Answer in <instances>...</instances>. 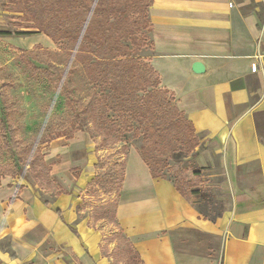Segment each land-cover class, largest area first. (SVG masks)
<instances>
[{
    "label": "crops",
    "instance_id": "obj_1",
    "mask_svg": "<svg viewBox=\"0 0 264 264\" xmlns=\"http://www.w3.org/2000/svg\"><path fill=\"white\" fill-rule=\"evenodd\" d=\"M147 16L145 62L199 143L216 144L233 204L205 219L131 147L115 220L144 264H264V0H151ZM31 42L54 44L45 34ZM49 142L60 160L52 180L67 193L44 204L27 180L0 176V264H113L102 231L78 210L99 149L82 130Z\"/></svg>",
    "mask_w": 264,
    "mask_h": 264
},
{
    "label": "trees",
    "instance_id": "obj_2",
    "mask_svg": "<svg viewBox=\"0 0 264 264\" xmlns=\"http://www.w3.org/2000/svg\"><path fill=\"white\" fill-rule=\"evenodd\" d=\"M17 1L25 5L15 10L21 13L19 18L22 22L18 26L41 32L59 46L66 45L69 52L79 56L89 81L101 83L107 88V92L89 101L90 109H84L94 118L101 119L98 127L102 136L96 150L108 147L109 141L106 139L117 142L125 132L132 130L134 135L141 136L137 150L152 177L170 181L186 200L202 195L203 188L198 185L200 176L197 170L193 171L192 180L183 177L185 167L175 168L169 164V161L175 162L181 156L191 154L199 145L198 135L191 122L172 104L173 98L168 95V91L158 87L156 72L137 55L140 48L150 44L145 41V37L151 28L147 16L151 0H94L92 3L90 0ZM92 8L98 9L100 13L94 24L85 15ZM139 30L141 34L137 36ZM44 72L56 76L57 80L62 76V69L53 63H49ZM107 109L118 115V124L113 117L110 119L104 116ZM97 119L94 121L97 122ZM132 122L137 125L134 127ZM84 124H87L86 120ZM76 130L86 131L90 138H95L89 128L77 126L70 133L56 132L49 141L61 136L68 137ZM43 157L39 150L31 152L23 166H17L15 171L4 169L0 176L18 175L41 192L50 190L51 199L67 193L51 179V164ZM123 173V167L118 170L113 166L107 167L102 173L96 174L88 186H96L104 194L113 191L117 197ZM74 176L77 177V173ZM41 200L44 204L50 202L43 197ZM116 206L117 198L99 205L95 207L92 218L98 220L109 215L115 219ZM195 208L202 217L209 220H214L222 213L219 211L210 217L199 207ZM118 228L125 254L122 264H144L131 242ZM113 240L114 235H111L108 242Z\"/></svg>",
    "mask_w": 264,
    "mask_h": 264
},
{
    "label": "rangeland",
    "instance_id": "obj_3",
    "mask_svg": "<svg viewBox=\"0 0 264 264\" xmlns=\"http://www.w3.org/2000/svg\"><path fill=\"white\" fill-rule=\"evenodd\" d=\"M93 1L90 0L91 3ZM24 6L17 0H0V31L10 32L0 33V173L4 169L15 171L17 166L24 165L23 162H26L31 152L39 150L44 160L48 164L52 163L49 174L51 179L56 181L53 174L54 165L60 160L58 156L49 155L48 141L58 131L70 133L74 127L83 126L95 134L93 141L96 147L102 136L98 127L101 119L94 118L84 112V109L85 107L90 109L89 101L94 96L107 92V88L101 83L89 81L79 56L69 52L66 45L59 46L53 41L54 44L50 47L42 42L32 43L33 37L37 38L43 33L18 26L22 22L19 18L21 13L15 10H20ZM86 12V17L94 24L99 18V10L92 8ZM136 34L139 36L140 30ZM145 41H148V36L145 37ZM125 42L128 43L126 40ZM149 48L148 44L137 52L139 58L146 64ZM49 63L62 69L59 80L56 76L44 72ZM104 116L110 119L113 117L117 124L120 121L118 115H114V111L109 109L105 110ZM94 119H97V122ZM84 120L87 121L86 125ZM132 125L135 127L137 124L132 122ZM106 140L109 141L108 147L99 149L97 174L102 173L107 167L121 169L128 149L138 148L141 144V136L134 135L132 130L125 132L117 142H110V138ZM42 141L44 143H41ZM215 150L216 144L210 139H204L200 141L193 154L181 156L175 162L169 161L175 168L185 167L183 177L193 180V171L199 172L198 185L203 188V193L191 197L189 202L210 217L231 208L233 204V193L227 185L229 175L219 153ZM77 170L78 168L73 167L69 171L75 174ZM243 171L238 169L240 173ZM37 191L41 198H51L50 190ZM80 197L82 203L78 207L79 215L89 213V224L101 230L104 235L103 249L112 257L113 264H120L125 254L116 220L109 215L103 219H92L95 207L117 198L116 194L113 191L104 194L98 187L88 186ZM111 235H114V240L108 247ZM1 244L4 247L7 242Z\"/></svg>",
    "mask_w": 264,
    "mask_h": 264
},
{
    "label": "water",
    "instance_id": "obj_4",
    "mask_svg": "<svg viewBox=\"0 0 264 264\" xmlns=\"http://www.w3.org/2000/svg\"><path fill=\"white\" fill-rule=\"evenodd\" d=\"M192 69L194 72H202L204 70V66L199 61L194 62L192 65Z\"/></svg>",
    "mask_w": 264,
    "mask_h": 264
},
{
    "label": "built area",
    "instance_id": "obj_5",
    "mask_svg": "<svg viewBox=\"0 0 264 264\" xmlns=\"http://www.w3.org/2000/svg\"><path fill=\"white\" fill-rule=\"evenodd\" d=\"M255 67V65L254 64H252V68H254Z\"/></svg>",
    "mask_w": 264,
    "mask_h": 264
}]
</instances>
